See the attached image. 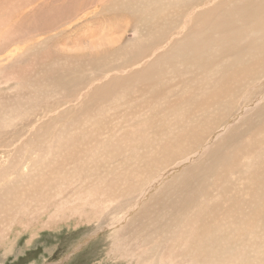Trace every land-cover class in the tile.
I'll return each instance as SVG.
<instances>
[{"label": "rangeland", "instance_id": "rangeland-1", "mask_svg": "<svg viewBox=\"0 0 264 264\" xmlns=\"http://www.w3.org/2000/svg\"><path fill=\"white\" fill-rule=\"evenodd\" d=\"M171 1L0 0V157L13 156V164L0 163V264H142L145 252L153 254L156 247L137 239L138 244L128 231L140 207L126 219L115 211L121 204L136 205L165 168L193 156L230 118L240 121L241 105L257 97L253 86L259 81L222 106L197 111L203 100L196 92L234 64L233 31L224 45L216 32L215 43L198 49L195 57L173 55L175 65L137 66L180 29V20L171 18L189 3ZM119 71L131 79L117 82ZM182 111L187 128L167 135ZM244 128L241 123L237 129ZM160 134L167 145L162 152L156 144ZM215 155L196 163L204 166ZM244 176V182L234 181L235 192L243 184L247 188ZM178 181L167 178L150 200ZM124 189L132 190V197ZM261 222L250 231L254 241L245 246L242 260L235 262L264 264ZM232 237L229 244L237 247L240 240Z\"/></svg>", "mask_w": 264, "mask_h": 264}, {"label": "bare ground", "instance_id": "bare-ground-1", "mask_svg": "<svg viewBox=\"0 0 264 264\" xmlns=\"http://www.w3.org/2000/svg\"><path fill=\"white\" fill-rule=\"evenodd\" d=\"M176 1L179 0H172L169 4ZM195 2L198 4L194 5ZM188 3L184 5L182 15L171 18L180 20V29L171 32L168 42L165 41L164 45H159L153 50V57L149 54L145 56L147 59L144 57L138 60L137 66L149 68L155 64L157 68H164L167 65H175L171 58L173 55L180 54L185 59L195 57L198 49L215 43L216 40L212 39V36L216 32H218L219 44L224 45L233 31L234 42L229 46L234 53V64L220 80L212 82L210 87L202 92H196L197 96L203 100L202 105H199L200 103H198L199 106L196 105L197 111L210 109L211 105L214 108L222 106L223 102L233 99L235 94L244 92L245 87L249 89L248 86L259 81L260 85L253 86L259 89L256 93L257 97L253 102L241 105L240 109H243L238 116L244 112L242 115L244 121L241 122L242 119L237 121L235 116L230 118L226 122V127L217 130L213 137L203 147L200 146L201 148L193 156L189 157V155L174 163L173 167L165 168L163 173L142 190V195L138 197L136 205L129 208L122 204L119 207L117 205L118 209L115 208L114 211H121L116 214V217L122 216L126 219L131 212L140 207V210L138 209L137 213L130 218L131 225L128 231L137 235L135 239L138 244L139 240L141 244L147 243L151 247H156L153 254H158L154 259L151 251L149 255L145 252L143 257L145 260L142 264L165 262L175 264L177 259L181 258L183 259L182 264H240L235 261L242 260L245 246L254 241L250 238V231L259 223V220L264 222L260 216L264 215V0H188ZM166 8L173 10L169 6ZM158 34L161 35V32ZM161 52L165 54H160ZM181 60L184 59L181 58ZM117 73L121 75L116 76ZM117 73L114 75L117 82H121L125 77H128L127 80L131 79L127 72ZM241 77L246 82H242V79L239 81ZM111 80L113 81L114 78ZM111 80L103 86L109 85ZM246 98L247 96H244L241 101H246ZM254 109V113H251ZM182 114L185 116V112L182 111L180 115L177 114L176 119L174 118L167 135L173 136L182 128H187L186 118L184 119ZM235 120L236 122L233 123ZM241 123L245 124V128L239 132L237 128ZM221 134L223 135L218 138ZM167 135L166 139L164 134L156 137V144L161 152L167 148L165 147L168 145L166 141L170 137ZM162 138L165 139L167 145L163 146ZM71 145L68 146L71 148ZM52 150L54 152V149ZM66 151L68 152L69 149ZM70 153L69 151L67 154L70 155ZM211 154L217 155L213 160L206 161L204 166L196 163L199 159L205 160ZM8 158L9 155L6 154L0 157L1 165L3 163L6 167L13 164L11 161L13 156ZM19 158L25 159L22 156ZM199 168L204 173L200 171L197 173ZM241 174L247 176L245 179L248 181L249 189L243 184L239 192H235L236 183L234 181L239 179L238 176ZM244 175L239 176L241 182L242 179L244 182L242 178L245 177ZM170 177L172 179L176 177L181 181L173 185L170 183L173 187L170 186L165 195L159 194V197L150 200L152 193L156 192L155 189H160ZM125 181H130V179L125 178ZM207 183H209L208 186H206ZM205 186L208 187L207 192ZM126 192L132 197V190ZM232 235L234 241L240 240L237 242L239 244L237 247H231L229 244ZM216 243L220 245L216 247Z\"/></svg>", "mask_w": 264, "mask_h": 264}]
</instances>
